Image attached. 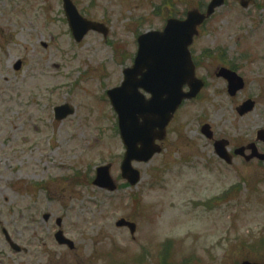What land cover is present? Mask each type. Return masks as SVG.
<instances>
[{"label": "rangeland", "instance_id": "rangeland-1", "mask_svg": "<svg viewBox=\"0 0 264 264\" xmlns=\"http://www.w3.org/2000/svg\"><path fill=\"white\" fill-rule=\"evenodd\" d=\"M209 1L75 0L85 16L104 17L111 29L107 38L91 31L76 42L62 0H0L2 184L25 195L27 243L36 244H27V262L39 257L33 247L44 249L57 218L77 240L80 263L128 264L142 254L141 246L157 260L145 257L149 264L164 263L166 249L173 264H235L252 255L264 260V249L253 248L264 237V165L236 157L228 165L200 133L201 124H211L215 138L229 139L233 150L264 129V0H250L247 9L227 0L191 46L194 55L225 54L245 88L231 97L226 81L214 74L220 58L209 56L198 69L207 86L178 111L162 154L133 163L142 175L138 187L108 192L92 184L103 164L111 165L118 185L124 183L125 148L105 93L132 64L138 35ZM247 98L256 107L241 117L236 107ZM63 103L75 112L57 120L54 108ZM75 176L81 182H71ZM235 185L240 192L231 191ZM122 217L137 223L134 237L116 226Z\"/></svg>", "mask_w": 264, "mask_h": 264}, {"label": "water", "instance_id": "water-1", "mask_svg": "<svg viewBox=\"0 0 264 264\" xmlns=\"http://www.w3.org/2000/svg\"><path fill=\"white\" fill-rule=\"evenodd\" d=\"M223 3L224 0H213L208 6L207 15L197 10L191 11L186 20L169 19L163 31H152L140 36L139 51L133 68L126 70L123 87L109 92L115 108L121 115L122 136L130 153L124 166L127 165L128 176L135 178L131 180L133 183H136L139 174L133 169L130 170L128 165L131 159L149 160L160 151L154 141L161 138L160 132L165 130V126L182 100L194 97L202 87V82L195 77V67L188 48L193 41L197 25ZM242 5L246 7L248 2L243 0ZM66 11L77 41L82 40L89 30L107 33L100 24L82 20L76 8L68 0H66ZM220 75L229 79L232 95L244 85L242 79L229 70L222 69ZM185 84L191 88L188 93L183 92ZM140 88L152 94L149 101L139 93ZM253 106V102H245L239 108L240 114L252 110ZM56 112L57 117L61 119L72 113V110L68 106H63L57 108ZM157 127L160 128L159 131ZM204 131L209 134V127L205 126ZM139 144H141L140 148ZM227 144V141L221 140L216 142L215 146L217 153L231 162L232 158L226 149ZM250 149L253 150V154L248 159L253 157L264 159V155L258 153L254 144L250 145ZM244 151L245 148H241L236 153L243 154ZM108 169V167L99 169L95 183L114 189L108 176ZM117 225H127L132 233L135 232L136 225L124 218L120 219Z\"/></svg>", "mask_w": 264, "mask_h": 264}, {"label": "flooded vegetation", "instance_id": "flooded-vegetation-1", "mask_svg": "<svg viewBox=\"0 0 264 264\" xmlns=\"http://www.w3.org/2000/svg\"><path fill=\"white\" fill-rule=\"evenodd\" d=\"M0 157V164H6ZM5 179L0 174V264H90L80 263L77 240L68 233L72 246L53 241L48 249L34 252L39 257L27 262V207L8 186L1 184Z\"/></svg>", "mask_w": 264, "mask_h": 264}]
</instances>
